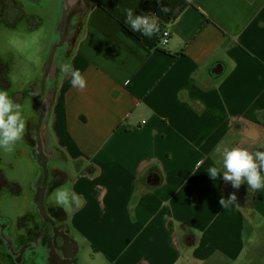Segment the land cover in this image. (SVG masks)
<instances>
[{"label":"crops","instance_id":"1","mask_svg":"<svg viewBox=\"0 0 264 264\" xmlns=\"http://www.w3.org/2000/svg\"><path fill=\"white\" fill-rule=\"evenodd\" d=\"M88 4L76 48L55 68L59 111L48 122L64 172L79 168L69 186L81 204L69 227L84 239L80 250L86 244L113 255L110 264L237 263L247 231L256 236V219L264 222V188L225 182L215 150H264V0ZM126 8L158 17L168 44L158 34V47L147 48L125 24ZM66 62L85 77L83 91L60 71ZM81 141L101 144L86 151ZM212 166L220 169L216 179ZM197 232L227 240L203 248ZM162 239L172 259L153 262Z\"/></svg>","mask_w":264,"mask_h":264},{"label":"rangeland","instance_id":"2","mask_svg":"<svg viewBox=\"0 0 264 264\" xmlns=\"http://www.w3.org/2000/svg\"><path fill=\"white\" fill-rule=\"evenodd\" d=\"M7 1L5 2V4L7 3ZM10 1L14 4L15 7L10 3L4 5L2 3V0H0V5L2 7L0 8V11H3L2 18L0 14V20L4 21H1L0 23V63L4 68L2 77L6 79L7 83H10L11 81L13 82H11V86L13 87V89L10 91V93H12V96L10 98H13L16 103H19L22 106L24 117L26 121L29 122V126L35 125L36 134V127L38 125L41 114H38V112L36 111L37 109L35 111L31 110L30 103L33 91L29 90V86L32 85V89L35 91H37L41 86L42 77L40 72H42L43 74L47 62V53L50 52L51 46L55 43L53 42L50 45V41L52 38L56 40L54 30L56 29L57 22L61 17V13L64 7V0H42L41 7L30 8L29 10L28 8L31 3L21 4V0ZM74 1V4L76 5V13L79 12L82 14L81 16H83L88 9V0ZM6 9L11 10V12H6ZM17 12L21 15L19 18H17V20L25 17L26 15H29L28 12H30L33 16H41L42 20L38 22L36 26L37 30H34V32L30 33L28 32V27L30 24L21 22H6L9 21L8 16L10 14H17ZM78 22L76 26V34L80 35L82 31V21L80 20V23ZM66 51V45H64L60 50L57 51L54 58L55 66L53 68L51 77L54 76L55 68H57L58 63H60L63 59V57L58 56ZM45 55L46 58L44 62H42V58ZM1 59L4 63L13 62L15 68H13L12 64H4L3 62H1ZM12 69L14 70L11 73ZM51 84L48 83L47 85L50 86ZM52 90L55 93L56 85L54 83L52 84ZM27 95L29 97V100L24 99L27 97ZM58 111L59 108L57 104L54 103L53 96L51 99L52 115L50 117V120L48 117L49 113H47L40 127V135L42 136L44 134L45 141L48 140L49 136V140H53L56 148H59V146L54 141L52 133L47 131V127L48 122H52L53 116L57 115ZM25 134L23 140L17 143L12 153H5L3 150H0V177L5 182L7 190L6 194L0 195V221L6 222L8 225L6 229H4L5 231L3 229H0V233H4V235L10 236L13 239H16L19 236L25 234L30 226V232H32V230L36 226H39L43 223V220L41 218L40 222H35L36 220H38V217L34 219L35 208L29 206L34 204V185L39 178L40 170L37 166L38 164L34 163L31 157H29L31 147L30 143H25ZM57 135L60 139H63L62 134H59L57 132ZM27 137L29 139H32L31 134H28ZM80 144L83 146L84 150L93 151L97 147V145L101 144V142L81 141ZM54 151L55 150H53L51 153H53ZM62 157L63 155L62 153H60L58 156L52 157L51 162L56 165L58 170H63L64 179L69 185L71 179L75 176L79 168L74 165L69 166L68 173H65L63 169L64 162H62ZM17 193L19 194L17 195ZM51 202H53V198ZM48 206L50 207V204H48ZM62 212L64 214H67L63 210ZM48 216L51 218L50 215ZM69 216H71V214H67L64 220L60 221V225L64 226L63 228L67 230L68 234H70L71 237L74 238L69 227ZM255 222L257 226H259L260 231L257 232L256 236L253 235V232L247 231L245 236V252L241 255L237 263H231L222 257H216L210 262L209 259L204 263H202L201 261L197 263L190 261V264H264V222L259 219H256ZM196 235L197 237H203V239H205V243L203 242V248H209V245H212L215 248H222L224 241L227 240V237L225 236L212 234L210 232L204 235L203 232H197ZM76 240L80 252L78 258L79 264H89L90 262H93L92 257L96 258V264H110L109 262H107V260L111 261L110 257L113 259L115 258L113 255L109 256L108 254H101L99 250L96 249V251L94 248H91L90 245L87 246L86 244L81 245L82 249L80 250L78 241H84V239L82 237H76ZM80 244H82L81 241ZM161 245L163 252L158 253L155 256H150L153 262H158L161 256L165 257L166 261L172 259L171 250L165 239H162ZM25 257V260L29 258H37L34 254L30 255V253L26 254ZM140 259L142 261L150 260V258H146V256H142ZM188 262L189 259L186 260L185 264H188ZM38 264H42L41 259H38Z\"/></svg>","mask_w":264,"mask_h":264},{"label":"flooded vegetation","instance_id":"3","mask_svg":"<svg viewBox=\"0 0 264 264\" xmlns=\"http://www.w3.org/2000/svg\"><path fill=\"white\" fill-rule=\"evenodd\" d=\"M6 1L2 0V3L4 5L10 3L11 5L14 6V4L10 0H8L7 3L5 4ZM13 1H16V0H13ZM65 1H67L66 11H68V15L70 13L76 12V5L74 4L75 1L74 0H64V3ZM20 3L21 4L31 3V5H29V8H28L29 10L30 8L41 7L42 0H21ZM0 8H2L1 5H0ZM0 12H1L0 14L2 18L3 11H0ZM6 12H11V10L6 9ZM28 14L29 15H26L25 17L20 18L18 20L17 18L21 16L18 12L17 14H10L8 16L9 21H6V22L8 23L21 22V23L30 24L31 26L29 25L28 32L30 33L34 32V30H37L36 26L38 22L42 20V18L41 16H38V15L33 16L30 12H28ZM64 14H65V11L63 9L61 13V17L57 22L56 29L54 30L55 35H56V40L52 38L50 41V45L53 42L55 43L51 46L50 52L47 53V60H46L47 62L49 60L52 49L54 48V46H56L60 42L61 35H62V38L65 39L64 45H66L67 51L65 52V54L62 53L58 57H61L62 55H66V56L69 55L73 49V41L76 35L77 22L79 20H82L83 16H81L82 14H80L79 16L74 17L71 23H69L68 27L65 30H63L62 21L64 19L63 17ZM1 21L3 20H0V23ZM62 47L57 48L55 55L57 51L60 50ZM55 55H54V58H55ZM45 58H46V55L42 58V62H44ZM12 60H13V57H12ZM1 62H3L2 59H1ZM47 62H46V65H47ZM4 64H12L13 68H15L13 62L12 63L8 62ZM54 66H55V62H54ZM13 70L14 69L11 70V73ZM3 72H4V68L2 64L0 63V91H6L9 97H11L12 93H10V91L13 89V87L11 86L12 81L10 83H7L6 79L2 77ZM40 74L42 77L43 76L42 72H40ZM48 83L55 84L54 76L46 78L43 90H42V82H41V86L39 87L37 91L32 89L33 88L32 85L29 86V90L33 91L31 95V103H30L31 110L35 111L37 109L36 111L38 112V114H41L43 111L46 110V115H47L51 107V99L54 96V91L52 90V84L49 86L47 85ZM24 99L29 100L28 95ZM26 122H27V126H26V134H25L26 135L25 143L26 144L30 143L31 152L29 153V157H31L34 163H37L35 125L29 126V122L28 121ZM47 131L49 132L48 127H47ZM28 134L32 135V139H29L27 137ZM41 139L43 143L44 154L48 162L47 164L48 176L45 177V174L42 168L37 165L40 172H39V178L35 182V185H34L33 196L35 195V199H33L34 204L29 205V206H32V208L33 207L35 208L34 219L38 217V220H36L35 222L36 223L38 221L40 222V218H41L43 220L44 225L42 223L39 226H36L32 230V232H30V228H31L30 226V228L25 232V234H23L22 236H19L16 239H13L10 236L4 235V233H0V264H38V259L42 260V264H59L61 261H65V260L67 261V264H79L78 258H79L80 252L74 256L75 251H74V244L72 243V239L75 240V238L71 237V235L68 234L67 230L63 228L64 226L60 225V221L64 220L67 214H64L62 212L63 208L55 205L54 202H51L53 191L63 185H66L67 182L64 179L63 170L62 169L58 170L56 165L51 162V158L54 156H57V153L56 151L51 153L55 149L51 143V140H49V136H48L47 141L44 140V134L41 136ZM39 183H40V186H39ZM43 190L45 192V196L43 200L44 201V206H43L44 211H40L36 205L38 201V195ZM6 193H7V190H6L5 182L0 177V195L1 194L4 195ZM18 194L19 193H17V195ZM48 204H50V207L48 206ZM48 215H50L51 218ZM7 226L8 225L6 222L0 221V229L4 230L6 229ZM28 253H30V255L34 254L35 257L37 258H33V259L29 258L25 260L26 258L25 256Z\"/></svg>","mask_w":264,"mask_h":264},{"label":"clouds","instance_id":"4","mask_svg":"<svg viewBox=\"0 0 264 264\" xmlns=\"http://www.w3.org/2000/svg\"><path fill=\"white\" fill-rule=\"evenodd\" d=\"M167 11V9H163ZM125 24L133 32L151 38L160 32L159 19L154 15L138 14L132 8H126ZM60 71L70 77L73 88L83 91L87 82L81 71L74 69L70 62L59 65ZM27 122L23 114V108L10 98L6 91H0V150L12 153L18 142L24 138ZM264 148V144L260 145ZM222 156L223 180L230 182L232 187L239 189L242 184L253 191L264 188V150L249 151L242 147L218 146L215 150ZM207 172L212 179L220 176V169L215 166L209 167ZM55 205L63 208L67 214H71L74 208L79 207L81 198L72 191L69 185H63L52 193ZM230 202L236 200L235 193L228 198ZM224 206V200L221 199Z\"/></svg>","mask_w":264,"mask_h":264},{"label":"water","instance_id":"5","mask_svg":"<svg viewBox=\"0 0 264 264\" xmlns=\"http://www.w3.org/2000/svg\"><path fill=\"white\" fill-rule=\"evenodd\" d=\"M66 6H67V1H65L64 3V11H66ZM81 13H76V12H73V13H70L68 15V11L65 12V14L63 15L64 19L62 21V29L65 30L69 23H71V21L73 20L74 17H77L79 16ZM65 41H64V38H62V35H61V40L60 42L54 46V48L52 49L51 51V54H50V57H49V60L47 62V65L45 66L44 68V72H43V76H42V90H43V87H44V84H45V80L47 77H51L52 75V71H53V68H54V55H55V52L57 50V48L59 47H62L64 45ZM46 116V110L43 111L41 113V117L39 119V122H38V125L36 127V161H37V164L39 167L42 168L44 174H45V177L48 176V170H47V158L44 154V150H43V143L41 141V138H40V127H41V124H42V121L44 120V117ZM44 196H45V192L44 190L38 195V201H37V208L40 210V211H44ZM72 243L74 244V251H75V255H77L79 253V246L77 244V242L75 240H72ZM59 264H67V261H61Z\"/></svg>","mask_w":264,"mask_h":264},{"label":"trees","instance_id":"6","mask_svg":"<svg viewBox=\"0 0 264 264\" xmlns=\"http://www.w3.org/2000/svg\"><path fill=\"white\" fill-rule=\"evenodd\" d=\"M87 14H85V16H86ZM85 16L83 15V19L85 18ZM82 21V20H81ZM78 23H80V20H79V22ZM160 27V26H159ZM161 28V27H160ZM161 31V30H160ZM82 33V32H81ZM80 33V34H81ZM158 34H160V32L159 33H157L156 35H153L151 38H147V37H145V36H143V43H144V45L147 47V48H149V49H151V50H155L157 47H158V45H159V38H158ZM78 34H76L75 35V38H74V41H73V50L76 48V45H77V43H78V41H79V38H80V35H78ZM140 183L142 182V179L139 181ZM160 182H161V179L159 178V181L157 182V184L156 185H159L160 184ZM156 185L154 186V187H156Z\"/></svg>","mask_w":264,"mask_h":264},{"label":"built area","instance_id":"7","mask_svg":"<svg viewBox=\"0 0 264 264\" xmlns=\"http://www.w3.org/2000/svg\"><path fill=\"white\" fill-rule=\"evenodd\" d=\"M159 22H160V20H159ZM160 35H161V44L162 45H167L168 41H169L170 34L163 30V31H160Z\"/></svg>","mask_w":264,"mask_h":264}]
</instances>
